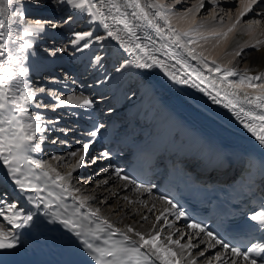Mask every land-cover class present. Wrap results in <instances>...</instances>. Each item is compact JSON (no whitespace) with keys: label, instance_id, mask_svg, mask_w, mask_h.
Here are the masks:
<instances>
[{"label":"bare ground","instance_id":"6f19581e","mask_svg":"<svg viewBox=\"0 0 264 264\" xmlns=\"http://www.w3.org/2000/svg\"><path fill=\"white\" fill-rule=\"evenodd\" d=\"M186 1L190 4L182 6L181 4H174V0H164L166 4L173 5L169 15L175 27L180 29H187L190 26L196 27V31L191 33L188 38L195 39L197 44L189 45V47H195L199 52L203 51L208 58L210 67H214L211 65V60L216 59L221 67L219 73L209 72L202 63L193 60L182 48H177L174 45L170 48L175 58H171L166 49L155 52L154 49L160 47L162 40L156 35L154 29L147 26L135 29L139 40L133 39L131 43L147 46L148 51L158 59L163 60L166 67L156 65L151 68L137 67L132 53L126 51L119 40L107 35L109 30L115 32L117 28H120L121 31L117 34L125 40L128 39V34L122 30L123 25H117L111 19V16L119 15L115 11L110 14L107 20L96 17L98 19L96 21L97 26H94L92 31L90 30L94 37H103L102 40L86 38L89 42L88 48L63 55L66 58L63 60L64 63L70 68L65 83L38 81L37 77L40 71L44 72L47 69H44L46 65L40 59L42 52L38 53L33 49L27 50L30 57H35L34 60L27 59L23 53L24 59L21 65L13 66L12 70L15 71H18L21 66L27 69L26 75L21 78L23 81L21 86H26L29 92H36V100L29 106L30 115L41 116L44 122L41 126L44 127L45 131L37 133L38 137L43 136L44 139L40 143V151L33 152V155L36 160L43 164L44 169L52 173L54 177L57 173L66 175L72 171L71 165L75 164L77 158L72 157L71 153H79L82 148L76 142L69 139L64 140L65 135H71V132L74 131L71 125L70 109L72 107L75 109L81 104L76 102V98L91 100L92 105L98 107L104 116L113 114L120 117L124 125L123 131H127L130 136L135 137L137 142L149 143L153 139L163 137L165 142L164 153L168 156L179 155L180 150H182L181 156L184 159L193 164H206L212 170L214 169L213 171L226 162L231 163L232 158L237 157L245 149V146L251 143L261 145L256 136L245 127V123L259 125L261 122L250 120L244 113H240L238 116L239 107L235 110L230 106L226 107L228 101L234 99L231 95L233 89L226 87V81L222 79V75L225 67L240 74L253 76L264 74V44L252 47L257 40L264 41V19H261V15L258 14H248L238 28H251V31L232 33L227 42H222L213 48L212 45L215 43L216 37L212 36V33L222 31L228 22L235 19L236 11L240 7L239 3H236L235 10L230 11L233 0H228L227 3L222 0L219 7L206 2L204 8L198 13L190 15L188 20H179L178 17L184 15L186 10L196 3V0ZM21 2L27 5L26 12L42 11L50 13L52 16H61L65 11L77 13L76 18L74 16L75 19L72 23L68 26L65 25V28L59 27L57 31L53 32L45 29L39 33L38 36H40L41 41H44L47 36V38L58 41L66 38L68 41L70 40V28L82 27L86 23L93 24L88 22L92 16L82 13L80 10L72 9L68 5H55L54 0H40L38 6L33 5L31 0H21ZM94 2L99 6V0H94ZM115 2L122 5L123 0H115ZM140 2L141 4H148L153 0H140ZM107 3L108 0H104V4L107 5ZM11 7L6 2L0 4V10L5 16L10 15ZM214 8L215 11H213ZM102 10L106 15L108 14L106 6ZM122 10L129 13L127 19L130 24L142 23L132 18L130 15L132 9L122 8ZM149 11L152 10L149 9ZM213 15L223 16V23L220 19L213 20ZM255 20H261V23L259 25L253 23ZM159 22L163 23L162 21ZM104 23L109 25V29L103 27ZM13 31L15 32L16 29L14 28ZM149 36L152 38L151 40L148 39ZM201 36L207 37V40L201 39ZM12 38L14 36L10 37V39ZM68 43L70 42L68 41ZM82 43L83 41H81ZM97 48L99 53L95 54ZM241 48H243L242 55L235 56V52ZM114 50L115 52H112ZM92 52L95 54L93 56V68L86 73L82 70L84 68L83 65L80 66V63L82 64V59L85 57H90ZM17 55L21 54L17 53ZM98 57L99 60H97ZM113 60L119 61L115 67L112 64ZM174 60L176 62L180 60V64L191 73L192 69L202 71L205 77L203 82L189 75L187 70ZM129 61L133 62L128 63ZM111 68L112 71L109 72ZM169 72L175 73L178 79H172L168 74ZM234 78L238 79V77ZM179 79L188 82L180 83L178 82ZM194 82L199 87H193ZM119 86L122 87V91L126 89H131V91L129 96H125L123 104L117 106L118 97H113L111 94ZM77 87L82 90L78 91ZM40 88L45 89V91L39 92ZM201 89L205 90L202 91ZM217 92L220 93L219 96H217ZM69 96L74 98L73 102L71 104L63 103ZM213 97H216L220 102H215ZM42 100L46 101V104H43ZM238 102L239 106L245 110H254L258 114L261 111L245 103L243 93H240ZM37 103L47 105V107H37ZM175 110L178 111L179 116L173 118L171 115ZM49 121L54 123L50 124ZM132 122L134 123L131 124ZM130 124L131 126H129ZM0 126L3 127V125ZM216 145H218L217 150H215ZM261 146L264 147V145ZM88 157H90L89 152L85 156L86 164L72 171L71 178H66L63 182L69 189L68 193L79 203H84L87 212L98 210L99 219H107L115 228L126 231L127 227L131 226L135 231L146 236L154 231L153 225H156V229L165 227L163 220L159 224L156 223V217L165 208H168L162 200L154 198L150 193L132 192L126 182L117 180L110 171H103L107 166L100 164V159H98L99 161L96 160L95 163H87L92 160ZM91 157L96 158L95 156ZM0 172L3 174V184L7 190L13 191L15 184L7 171L0 170ZM103 180H108V183L102 184ZM0 198H2L0 202L14 203L18 209L22 207L24 213L32 214L34 217L29 225L14 230H25L27 226L32 225L38 219L39 210L34 203L27 200L25 195H19L17 200L12 202L7 201L1 194ZM164 216L167 217L165 212ZM143 217H147V219L145 220ZM0 224L6 225L3 217H0ZM7 227L10 228L11 226ZM169 232L173 234V239H180L181 231L174 227H165V231L161 233L162 242ZM188 234L192 235L193 232H188ZM129 235L135 240L139 239L132 233ZM200 240L205 241V243H199ZM206 241L207 237L201 234L199 238L194 239L193 243H198L199 247L191 249L192 257L189 258L186 255L182 264H188L189 259H195L197 264H206V258L211 259L213 256H209L207 251L205 257L198 255L199 251L208 249ZM187 242L188 236H185L181 243ZM170 247L178 251L175 245H170ZM217 252L220 251L216 249Z\"/></svg>","mask_w":264,"mask_h":264},{"label":"snow or ice","instance_id":"6c2138e0","mask_svg":"<svg viewBox=\"0 0 264 264\" xmlns=\"http://www.w3.org/2000/svg\"><path fill=\"white\" fill-rule=\"evenodd\" d=\"M5 2L12 7L9 16H5L3 11L0 10V125H8L7 128L0 126V163L6 166L11 180L26 194L27 200L34 203L38 210L43 206L46 217L50 216L53 222H59L63 228L68 230L70 235H74L75 239L86 248L88 255L93 258L95 264H154V261H161L162 264H182V260L186 255L189 258L192 257L191 249L199 247V244L193 243V240L199 238L201 233L207 237L208 249L216 248L219 245L220 248L225 250L223 253L217 252L211 259L206 258V264H264V242L260 244L252 243L242 250L239 246L226 243L213 231L207 230L200 223L194 221L187 225L188 228L193 230L192 235L184 233L180 239H173V234L169 232L162 242L161 233L165 231V227H173L168 222L167 217L164 216V212H170L175 215L176 219L185 217V213L177 208L171 200H166L170 208H165L156 217V223L159 224L163 220L165 227L156 229V225H153L154 231L147 236L135 231L131 226H128L126 231L115 228L107 219H99L98 210L82 213L81 209L85 206L83 202L69 211L68 206L63 203V194L68 192L69 189L63 182L66 178H71L72 171L86 164L85 156L89 149V143L83 144L79 153H71L72 157L77 158L75 164L71 165L72 171H69L66 175L57 173L55 178L44 170V166L39 160L29 158L27 153L40 151V143L44 137H38L37 133L45 131L44 127L41 126L44 122L41 116L30 115L29 106L36 100V92H29L26 86H21L23 83L21 78L26 75L27 69L21 66L18 71L12 70L14 65H21L24 59L22 54L33 46L32 40L26 38L34 37L43 32L48 24H51L52 27L57 25L52 21L34 20L29 22L28 14L25 10L26 4L22 3L21 0H0V4ZM39 2L40 0H31L33 5L38 6ZM182 2L183 0H174V4H181ZM206 2L219 7L222 0H196V3L191 8H188L185 14L179 16L178 19L188 20L190 15H194L204 8ZM223 2L227 3L228 0H223ZM236 3H239L240 7L236 11L235 19L228 22L222 31L212 33V36L216 37L215 43L212 45L213 48L222 42H227L229 35L232 33L251 31V28L243 29L238 28V26L241 25L248 13H254L256 8L264 5V0H233L230 11L235 10ZM54 4L68 5L72 9L80 10L82 13L98 17L101 20L109 19L113 11L118 13L119 15L111 16V19L115 24L123 25L122 30L128 34V39L125 40L117 34L121 31L120 28H117L115 32L109 30L107 35L119 40L125 50L132 53L134 62L139 68H151L154 65L166 67L163 60L158 59L148 51L147 46L131 43L133 39L139 40L135 29L147 26L154 29L160 40L165 41L159 48L154 49L155 52H159L161 49H168L174 45L177 48H182L193 60H198L202 63L209 72H221L220 64L216 59L211 60V65L214 67H210L208 58L203 51L197 54L195 47H189V45L197 44L195 39L188 38L191 33L196 31V27L190 26L187 29L175 27L169 15L173 5L166 4L164 0H153V2L148 4H141L140 0H123L122 5L116 3L115 0H108L107 5H105L104 0H99V6L94 0H54ZM105 6L108 9L107 15L102 10ZM122 8L132 9L130 13L132 18L142 23L130 24L127 19L129 13L123 11ZM149 9L152 11L150 12ZM215 10L214 8L213 11ZM260 15L261 19H264V12H261ZM212 19H220L222 23L224 21V17L218 15H213ZM72 21L73 17L69 15L62 21V24L70 25ZM159 21L163 23L161 24ZM253 23L259 25L261 20H255ZM103 27L109 29L107 23H104ZM14 28L16 29L15 32L13 31ZM13 36L14 38L10 39ZM74 36L75 39L71 40L70 44L75 47L76 51H82L89 47V42L86 38L103 39V37H94L92 32H77L74 33ZM148 39L151 40L152 38L149 36ZM201 39L207 40V37L201 36ZM18 41L20 43H17ZM81 41H83L82 44ZM262 44H264V41L257 40L252 47H258ZM66 50L60 49V51ZM242 52L243 48L236 51L235 56H241ZM17 53L21 55H17ZM54 54L55 52H53ZM170 55L175 58L174 54ZM99 59L98 57L97 60ZM132 62L129 61L128 63ZM177 63H181V61L177 60ZM185 66L187 65L185 64ZM192 73L201 82L205 79L204 73L198 69H192ZM168 74L172 79H178L175 73L169 72ZM228 77H238V79L228 80ZM222 79L226 81L227 88L233 89L231 95L234 99L229 100L226 107L230 106L234 110L239 107L238 116L240 113H244L250 120L260 121L259 125L245 123V127L256 136L261 145H264V74L255 76L240 74L231 68L225 67ZM178 82L187 83L188 81L179 79ZM193 87H199V85L194 82ZM201 90L204 91L205 89ZM38 91L43 93L45 89L40 88ZM240 93H243L245 103L254 109L261 110L259 114L254 110H245V108L239 106L238 98ZM53 95L55 96V93ZM219 95L220 93L217 92V96ZM73 99V97L69 96L63 103L71 104ZM213 99L217 103L220 102L216 97H213ZM76 102L88 107L92 105V101L86 98L83 100L76 98ZM36 106L47 107V105L39 103ZM5 112H7V116H3ZM48 123L54 122L49 121ZM102 127L103 125L95 128L89 133V136H97ZM53 142L55 143V141ZM106 156L107 153H102L100 157H96L87 163H95L96 160ZM36 170H40L39 173ZM52 170L55 171V169ZM103 171L108 172L109 170L105 168ZM114 171L116 176L133 185L138 192H151V189L145 184L137 183L129 175H122L121 169L117 168ZM39 181H42V183H37ZM58 181L61 183H57ZM49 182L60 188L61 192L57 194L51 191ZM101 183L107 184L108 180H103ZM45 192L46 195L43 194ZM125 199L128 198L125 197ZM160 199L166 198L161 197ZM173 209H175L174 212L172 211ZM0 217H3V220L6 221V225L0 224V249L15 248L19 243V234L14 229L29 225L34 217L32 214L24 213L22 207L18 209L14 203L5 204L3 202H0ZM91 217H97L98 222L91 219ZM143 219L146 220L147 217H143ZM250 220L264 228V205L259 210H253ZM129 233L139 239L133 240ZM101 234H106V236ZM117 234L122 239H112ZM184 236H188L187 243H181ZM101 240L103 246L93 242ZM199 243H205V241L200 240ZM170 245H175L178 251L174 250ZM229 253L231 256L225 259ZM205 254L206 249L198 253L201 257H205ZM188 264H197V261L189 259Z\"/></svg>","mask_w":264,"mask_h":264},{"label":"rangeland","instance_id":"374dc122","mask_svg":"<svg viewBox=\"0 0 264 264\" xmlns=\"http://www.w3.org/2000/svg\"><path fill=\"white\" fill-rule=\"evenodd\" d=\"M188 4H190V3H188L186 0H183V2L181 3V5L183 6V5H188ZM28 12V11H27ZM30 13H32V12H28L27 14H28V18H29V20L30 21H34V20H41V21H52V22H54L55 24H57V26H56V28L54 29L53 27H52V25L51 24H48L47 26L48 27H51V28H53V30H47V31H50V32H53V31H57L58 29H59V27H62V29L63 28H65V25L66 26H68L67 24H62V21L64 20V19H66L69 15H71L72 17H73V19H75L76 18V15H77V13L75 14H73V13H70V12H64V14L63 15H61V16H57L55 19H52V18H50V17H47V15H45L44 13L43 14H40V15H38V14H36L35 15V13H33V14H30ZM74 16H75V18H74ZM55 17V16H54ZM90 18V17H89ZM96 21H98V19L96 18V17H91V20H89L88 22H90V23H93L92 24V26H85V27H80V28H77V27H73V29H75V32H90V30L92 31L93 30V28H94V26H97V23H96ZM61 23V24H60ZM60 25V26H59ZM84 25V24H83ZM82 25V26H83ZM86 25H89V23H87ZM91 28V29H90ZM71 29L72 28H70V30H69V32L71 31ZM85 30H89V31H85ZM72 32H73V30H72ZM71 33V32H70ZM69 37H70V35H69ZM71 37L73 38V39H75L74 37V33L73 34H71ZM37 38V39H36ZM40 38V36H38V35H36V36H34V37H31V39H36V40H38ZM50 40V39H49ZM49 40H48V45L47 44H43V43H40V42H37V43H33V46H32V48H33V51H35V52H38V53H41V51H43V52H45V53H47V54H49V55H52L53 54V52H55V54H59V53H61V52H65V51H60V49H67L66 51H68V52H73V45H69V46H66V47H64V46H60V45H57V44H53V45H49L50 43H49ZM57 40V39H56ZM62 40V39H61ZM65 41H66V43H68V41L70 42L71 40H66L65 39ZM65 41H63V42H65ZM55 43V42H54ZM31 49V48H30ZM41 50V51H40ZM49 52V53H48ZM97 53H99V51L97 52ZM42 54V53H41ZM68 54H72V53H68ZM61 57H63V55L61 56ZM27 58V57H26ZM30 59H32V60H34L35 59V57L34 56H31V57H29ZM29 58H27V59H29ZM41 61H42V58H41ZM92 155H90V157H88L89 159L91 158V159H93V157H91Z\"/></svg>","mask_w":264,"mask_h":264}]
</instances>
